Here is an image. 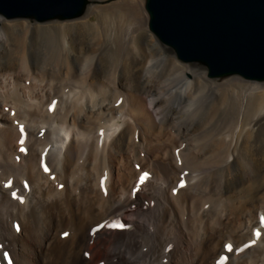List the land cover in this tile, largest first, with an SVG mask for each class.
Segmentation results:
<instances>
[{
	"label": "bare ground",
	"instance_id": "1",
	"mask_svg": "<svg viewBox=\"0 0 264 264\" xmlns=\"http://www.w3.org/2000/svg\"><path fill=\"white\" fill-rule=\"evenodd\" d=\"M83 2L0 10V87L37 83L0 97V264H264V81L180 59L146 0Z\"/></svg>",
	"mask_w": 264,
	"mask_h": 264
},
{
	"label": "water",
	"instance_id": "2",
	"mask_svg": "<svg viewBox=\"0 0 264 264\" xmlns=\"http://www.w3.org/2000/svg\"><path fill=\"white\" fill-rule=\"evenodd\" d=\"M66 2L0 0V10L58 14L67 10L59 6ZM70 2L72 9L84 3ZM146 8L151 30L180 59L201 63L211 77L264 81V0H146Z\"/></svg>",
	"mask_w": 264,
	"mask_h": 264
},
{
	"label": "rangeland",
	"instance_id": "3",
	"mask_svg": "<svg viewBox=\"0 0 264 264\" xmlns=\"http://www.w3.org/2000/svg\"><path fill=\"white\" fill-rule=\"evenodd\" d=\"M75 9H78V7H76ZM75 9H73L75 12L80 10V9L78 10ZM93 17H94L93 15L90 16L91 19ZM169 48L171 49V51H173L171 47ZM187 63H189L196 69H199L200 67H204L203 65H201V63L198 62H187ZM36 85L37 83L31 80L28 84L23 83L21 85L0 87V97L5 100L14 101V102H20L24 97H28L30 102H32L34 99L37 98L35 96ZM65 86L66 89L60 91H57L54 88L50 89L49 101H47V103L44 105V107L47 108V110H43L44 114L48 113V115H53L56 108L64 104L66 96L72 91V89H74V86L72 85L66 84ZM87 98L89 101H92L94 103L98 99V96H95L93 98L90 97ZM113 106L117 109L118 114H123L126 111V106L123 102V97L120 95L116 96L115 101L113 102Z\"/></svg>",
	"mask_w": 264,
	"mask_h": 264
},
{
	"label": "snow or ice",
	"instance_id": "4",
	"mask_svg": "<svg viewBox=\"0 0 264 264\" xmlns=\"http://www.w3.org/2000/svg\"><path fill=\"white\" fill-rule=\"evenodd\" d=\"M21 143H23V141H21ZM24 149H21V151H23ZM48 169L47 168H45V171H47ZM147 176V173H145L144 174V177H141V182H143V180H144V178ZM13 195L15 196L16 194L15 193H13ZM261 222L262 223H264V217H262L261 218ZM111 227H119V228H123V227H125L124 225H122V224H117V223H114V224H112V225H110ZM65 235H67V233H65ZM256 236L257 237H259L260 236V232L259 231H257L256 232ZM253 243H255V241H253ZM245 247H247V245L245 246ZM228 248H229V250H231V243L229 242V244H228ZM243 249H241V251H242ZM224 259H226V258H224ZM9 264H10V262H9ZM221 264H223V260H222V262H221Z\"/></svg>",
	"mask_w": 264,
	"mask_h": 264
}]
</instances>
